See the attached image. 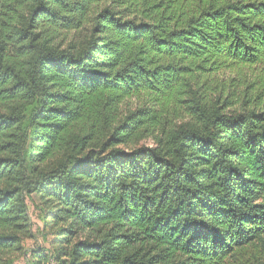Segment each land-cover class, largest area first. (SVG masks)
<instances>
[{"label":"trees","instance_id":"1","mask_svg":"<svg viewBox=\"0 0 264 264\" xmlns=\"http://www.w3.org/2000/svg\"><path fill=\"white\" fill-rule=\"evenodd\" d=\"M28 201V264H264V0H0V264Z\"/></svg>","mask_w":264,"mask_h":264},{"label":"rangeland","instance_id":"2","mask_svg":"<svg viewBox=\"0 0 264 264\" xmlns=\"http://www.w3.org/2000/svg\"><path fill=\"white\" fill-rule=\"evenodd\" d=\"M144 144L147 145H152L153 142L151 140L144 142ZM28 207H29V213L31 216L32 223L34 225V231H35V239L31 241H27L25 243L26 250L28 253V256L17 261L16 264H28L30 255L33 251L38 250V249H43V250H49L50 248V243L52 238L48 236L46 237L45 233L42 231V224L37 218V211L35 210L34 204L30 201H28Z\"/></svg>","mask_w":264,"mask_h":264}]
</instances>
